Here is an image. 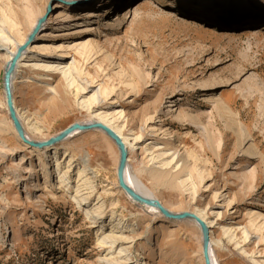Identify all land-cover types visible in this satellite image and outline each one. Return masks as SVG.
<instances>
[{"label":"rangeland","instance_id":"obj_1","mask_svg":"<svg viewBox=\"0 0 264 264\" xmlns=\"http://www.w3.org/2000/svg\"><path fill=\"white\" fill-rule=\"evenodd\" d=\"M59 1L64 16L55 19ZM97 1L74 8L76 0H0V30L11 40L0 50V264H204L190 220L165 218L120 190L118 150L100 130L54 144V156L52 146L17 136L3 104L6 49L41 15L46 24L35 41L60 65L46 77L21 68L13 82L27 134L49 139L112 105L133 144L129 181L172 212L201 210L212 224L216 264H264V11L255 10L264 0L199 3L254 8L219 12L183 7L184 0ZM82 9L93 16L81 17ZM70 28L82 32L66 35ZM80 43L89 45L85 55L72 48ZM153 143L165 159L174 155L171 172L182 169L179 176L154 180L146 150ZM83 165L91 183L83 177L76 186ZM94 203L103 205L99 220L84 211ZM111 214L126 225L121 238L108 237Z\"/></svg>","mask_w":264,"mask_h":264},{"label":"bare ground","instance_id":"obj_2","mask_svg":"<svg viewBox=\"0 0 264 264\" xmlns=\"http://www.w3.org/2000/svg\"><path fill=\"white\" fill-rule=\"evenodd\" d=\"M78 2H76L72 7L74 8H80L82 6H84L85 4H88L90 2H93L95 0H76ZM99 1L101 0H98L96 3H98ZM104 2V1H102ZM184 2H186L184 5H182L183 7H187V5L189 6H198L199 9H205V8H210L209 10H214V12H219V11H222V10H226V11H229V10H236V9H241L242 11L244 10H247V11H253L254 8H251L250 6H244V5H211L210 3H204V4H199L200 2H202V0H184ZM198 3V4H197ZM80 6V7H79ZM100 6H103L105 7L106 4H103L102 5L100 4ZM65 7V4H63V2H57L55 5H54V8L57 9L55 15H54V18L55 19H60L61 17H63V11H62V8ZM85 7V6H84ZM129 9V8H128ZM131 10V9H130ZM129 10V11H130ZM256 11L260 12V11H264V9H255ZM124 12L122 16H125L128 14V12ZM91 10L89 9H82L79 13H80V16L81 17H86V18H90L91 16H93L92 13H90ZM261 13V12H260ZM5 11L2 10V15L5 16ZM174 15V13H172ZM95 15V14H94ZM175 16H178V15H175ZM43 16L41 15L40 17H38L36 20H35V23L33 25L32 28H30L31 30L26 34V37L20 41V42H17L16 45H14L15 47L11 50H7L6 49V55H5V63H4V69H6L8 72H9V84H10V89H11V94H12V89H13V82L15 80V78L18 76V73H19V70L21 68H26V67H32L34 70H35V74L38 75V76H42V77H46L48 75L49 72H52V71H57V68L59 67V63H51V57H49L50 54H52L51 52L49 53V50L51 51V49H49V47L47 46H42L41 45L39 46L38 43L35 41L36 38H37V33H36V30L34 31V28L38 25L40 28V31L43 30L45 24H46V20L45 19H41ZM80 17V18H81ZM120 15L117 17L119 18ZM79 18V19H80ZM116 18V19H117ZM0 23H3L2 20H0ZM4 24V23H3ZM2 27V26H1ZM4 27V26H3ZM80 27V26H79ZM83 27V26H82ZM81 27V28H82ZM38 29V30H39ZM80 28H70L71 32L70 33H65L66 35L70 34L72 36L76 35V34H79L82 32V30H79ZM91 30H95L94 27H90V29H88V31H91ZM69 31V30H68ZM38 32V31H37ZM66 32V31H65ZM85 32V31H83ZM33 33V39L34 41L32 42H29V38L31 37V34ZM35 34V35H34ZM32 38V37H31ZM30 38V39H31ZM5 41L6 42H10L11 40L9 39V37L6 35H2V32L0 30V50H4V46H5ZM16 43V42H15ZM9 44V43H8ZM62 44H59L58 47H61ZM6 47V46H5ZM35 50H39V51H42L40 54H35L37 57V59H34L33 62H31V60L27 59L29 58V53L30 52H33L35 50H33L34 48ZM32 48V49H31ZM63 48V47H62ZM61 48V49H62ZM72 48L74 50H76L79 54H86L88 53V49H89V45L88 44H74L72 45ZM53 51V50H52ZM31 56V55H30ZM35 58V57H34ZM53 60V59H52ZM55 62V61H54ZM73 62V61H72ZM61 68V67H60ZM64 68V67H63ZM62 68V69H63ZM27 69V68H26ZM61 70V69H60ZM59 70V71H60ZM64 70V69H63ZM62 70V71H63ZM6 71V72H7ZM61 71V73H62ZM67 71V70H66ZM65 71V74L67 73ZM64 73V72H63ZM62 73V74H63ZM49 78V77H48ZM209 88L206 86V85H201L199 90L200 91H206L208 90ZM4 92V91H3ZM58 92V91H57ZM98 93L96 92L94 95H93V100H98ZM3 103V102H2ZM4 106L6 108V110L8 111V106H7V103H6V99H5V95H4ZM12 105H13V108H14V111H15V115L17 117V119L19 120L23 130H24V133H25V137L28 139V140H34V141H45V140H37V139H34L32 138L31 136H29L27 134V131H26V128H25V125H24V120L22 121V115L20 113V110L17 108V106L15 105L14 103V100L12 98ZM112 106V105H111ZM111 106H109L106 110L102 111V112H98V111H95L94 114H93V117L91 120L89 121H86V122H95V123H99L103 126H105L106 128H108L111 132H113L115 134V136L121 141V143L124 145L125 147V151H126V158H127V168H126V171H125V182L128 184V186L133 190L135 191L137 194L145 197V198H149V199H153V200H156L163 208L167 209L168 211L172 212L169 208H166L164 207V205L161 204L160 200L155 197L154 195H152L151 193H149L146 189H144L143 187H141L139 184L137 183H132L130 182L128 179V155L130 153V151L132 150L133 148V144L130 143V141H128V138L127 136H125L124 132L122 131L123 127H124V124H117L118 119L121 117V111H118L116 112L115 109H113ZM178 114H180V111L178 112ZM119 115V116H118ZM24 117V116H23ZM26 118V117H25ZM188 120H190L191 122H196V117L194 114L190 113V114H187V117H186ZM10 119V118H9ZM26 120V119H25ZM29 120V119H28ZM10 123L12 124L11 122V119L9 120ZM28 122V121H27ZM31 123V122H30ZM79 123H84V122H79ZM151 123V121H150ZM34 125V124H32ZM198 125L200 126V128L204 129L205 131V127L201 124V123H198ZM34 128V127H33ZM36 128V127H35ZM93 129H97V128H93ZM97 130H100V129H97ZM105 136H107L114 144L115 142L113 141V139L108 136L105 132H103L102 130H100ZM78 133V132H77ZM77 133H74L73 135L77 134ZM80 133V132H79ZM71 135V136H73ZM18 136V135H17ZM70 136V137H71ZM69 138V137H68ZM67 138V139H68ZM66 140V139H65ZM22 141V140H21ZM61 142V141H60ZM58 143V142H57ZM28 144V143H26ZM56 144V143H55ZM25 145V144H24ZM30 145V144H28ZM54 145V144H53ZM53 145H51L53 147ZM116 146V145H115ZM160 145H155L154 143L151 144V146L147 147L146 150H149L150 152V157L149 158V161H152V164H154L155 166H152L149 171L150 173L153 174V176L155 177V179L158 180V182H160V180H163L161 179V176L162 178L165 176V175H169V176H179L181 172H183L182 169H180L178 172H176L175 174H172L171 170L174 169L175 167H177L176 163L172 164V160L174 159V155H173V159L170 158V159H165L163 156L165 154L166 151H162V147H159ZM36 147V146H35ZM47 147H50V146H43L41 148H47ZM39 148V147H38ZM117 148V147H116ZM51 149V148H50ZM152 149H155L157 152L156 154H152ZM53 156L55 154H57L56 150H57V146H54L53 147ZM44 153H46L45 150H43ZM119 156V155H118ZM50 157V156H49ZM70 161V160H68ZM86 162V161H85ZM85 162L83 161V163L85 164ZM69 163V162H68ZM67 163V164H68ZM172 164V165H171ZM71 164H68L67 165V168L70 167ZM81 165V164H80ZM86 165V164H85ZM85 165H83L82 167H79L77 168L76 172V176L78 178V180L76 181V186L78 184V181H80L84 176H86V173H85ZM176 165V166H175ZM117 166H118V162H117ZM117 166H116V173H117ZM70 169V168H69ZM68 169V170H69ZM67 170V169H66ZM61 172V171H60ZM66 173V171H64ZM69 172V171H68ZM64 174V173H63ZM151 174V176H152ZM64 176V175H63ZM90 178L88 177H84L83 178V181L81 180L82 184L85 186V184L88 185V183H91V179L89 180ZM183 182V181H182ZM81 184V183H80ZM119 185V184H118ZM75 187V186H74ZM73 187V189H74ZM80 187V186H79ZM90 187V186H89ZM88 187V188H89ZM92 188V187H91ZM120 190L124 192V190L119 186ZM87 189V188H86ZM88 190H91L90 188ZM75 191V192H74ZM74 193L76 194L78 192L77 190V187H75L74 189ZM91 193V192H90ZM125 193V192H124ZM78 194V193H77ZM126 194V193H125ZM89 195V194H87ZM127 195V194H126ZM128 196V195H127ZM126 196V197H127ZM88 197V196H86ZM130 196H128L129 198ZM86 199V198H85ZM131 199V201L133 200L131 197L129 198ZM76 200V199H75ZM82 200V199H81ZM79 201V200H77ZM134 201V200H133ZM80 202V201H79ZM136 202V201H134ZM138 203V202H136ZM91 204V203H90ZM138 205H147L149 206L152 210H155L156 212L155 213H158L157 209L150 205V204H140L138 203ZM102 207L103 205L102 204H98L97 203H94L91 205V207H88L86 206V208L84 209L85 211V214H86V217H88L89 219H101L103 217V213H102ZM147 208V207H145ZM149 208V209H150ZM150 211V210H149ZM147 211V212H149ZM152 212V211H151ZM189 212V211H187ZM176 213V212H174ZM189 213H193L198 219L200 222H202L206 227H207V231H208V236H209V241H210V248H211V252H212V258H213V248H212V245L214 244V241L213 239L211 238V226L212 224L207 221V219L205 218V216L203 215L202 211L201 210H192V212H189ZM113 214V213H112ZM110 215L108 217V222H111L113 223L112 225H110V232L108 234V237L111 236L110 238H121L123 234V229L124 227L126 226L125 223L123 221H121L120 219H117V217L115 218V216L113 215ZM160 214V213H159ZM163 216V215H162ZM164 217V216H163ZM183 220H188V219H183ZM200 231L201 233V230H200V227L198 224H196L195 222L191 221ZM246 235V234H244ZM125 237V236H123ZM247 237V236H246ZM245 237V238H246ZM218 243V241H216ZM215 242V243H216ZM201 246H202V234H201ZM243 251H246L243 249ZM202 256H203V250H202ZM204 259V257H203ZM213 263L216 264V260L213 258ZM215 260V261H214ZM145 264V263H143Z\"/></svg>","mask_w":264,"mask_h":264},{"label":"water","instance_id":"obj_3","mask_svg":"<svg viewBox=\"0 0 264 264\" xmlns=\"http://www.w3.org/2000/svg\"><path fill=\"white\" fill-rule=\"evenodd\" d=\"M49 11V7L47 8V12ZM46 12V13H47ZM41 19H46V15H44ZM39 26L37 25L34 28V31L37 29ZM31 37L33 38V33L31 34ZM30 37V38H31ZM29 41L32 40V38ZM6 69H4L3 73V91L6 99V103L8 106V116L11 119L12 126L14 130L16 131L18 137L23 141L26 142L32 146L36 147H43V146H51L57 142L63 141L73 135L74 133H79V132H85L88 130H91L93 128H97L105 132L108 136H110L113 141L115 142V145L118 150V166H117V181L119 186L124 190V192L130 196L134 201L140 203V204H150L154 206L158 212L163 215L165 218L168 219H174V220H183V219H188L196 224L199 225L201 234H202V250H203V257H204V264H214L213 263V258H212V252L210 248V241H209V236H208V231L207 227L199 221V219L193 214L189 212H170L167 209L163 208L156 200L145 198L139 194H137L135 191H133L128 184L125 182V171L127 168V158H126V151L124 145L121 143V141L115 136L113 132H111L108 128L105 126L95 123V122H84V123H77L73 122L69 124L67 127L59 131L56 135L51 136L49 139L45 141H34V140H28L25 137L24 130L17 119L15 115V111L12 105V94H11V89H10V84H9V72Z\"/></svg>","mask_w":264,"mask_h":264}]
</instances>
